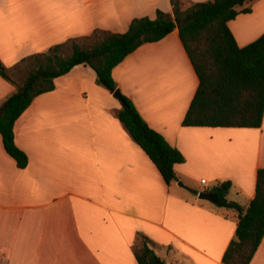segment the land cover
Returning a JSON list of instances; mask_svg holds the SVG:
<instances>
[{
	"label": "crops",
	"instance_id": "crops-1",
	"mask_svg": "<svg viewBox=\"0 0 264 264\" xmlns=\"http://www.w3.org/2000/svg\"><path fill=\"white\" fill-rule=\"evenodd\" d=\"M246 6L227 23L240 47L264 32V0L239 8ZM157 9L171 13L170 0H0V61L11 67L95 29L122 33ZM111 74L148 126L182 153L177 180L165 183L119 121L122 103L96 83L93 68L77 64L15 120L24 168L0 134V264H137L140 235L165 264H223L239 214L197 194L229 180L227 199L247 208L264 168V112L259 127L183 125L199 80L177 28L141 44ZM15 90L0 75V105ZM249 264H264V235Z\"/></svg>",
	"mask_w": 264,
	"mask_h": 264
},
{
	"label": "trees",
	"instance_id": "trees-1",
	"mask_svg": "<svg viewBox=\"0 0 264 264\" xmlns=\"http://www.w3.org/2000/svg\"><path fill=\"white\" fill-rule=\"evenodd\" d=\"M251 1L170 0L171 13L157 9L154 18L135 17L122 33L95 29L27 55L11 67L0 61V75L16 87L0 105L5 151L19 168L27 165L25 152L14 142L13 125L35 96L54 89L55 78L77 64L89 65L96 72V83L112 93L117 89L112 69L141 44L160 40L175 28L199 80L182 124L259 127L264 112V32L240 47L227 24L239 13L250 12V6L239 7ZM23 68L26 75L15 78V72ZM123 98L119 121L171 185L177 180L174 165L184 161L182 153L148 126L128 97ZM230 187L229 180H222L210 189L216 206L233 208L239 214L235 238L226 247L222 262L249 264L264 235V168L257 169L255 195L245 210L226 198ZM133 252L137 264H165L144 235L133 245Z\"/></svg>",
	"mask_w": 264,
	"mask_h": 264
},
{
	"label": "water",
	"instance_id": "water-1",
	"mask_svg": "<svg viewBox=\"0 0 264 264\" xmlns=\"http://www.w3.org/2000/svg\"><path fill=\"white\" fill-rule=\"evenodd\" d=\"M112 95H113V97L117 98L122 103V105L124 104V98H123V95H122V93L120 92L119 89H115L112 92ZM178 184L182 185L181 182H178ZM197 197L199 199L208 200V201H210L212 203L216 202L215 195L212 192H210V191H200V192H198Z\"/></svg>",
	"mask_w": 264,
	"mask_h": 264
},
{
	"label": "rangeland",
	"instance_id": "rangeland-1",
	"mask_svg": "<svg viewBox=\"0 0 264 264\" xmlns=\"http://www.w3.org/2000/svg\"><path fill=\"white\" fill-rule=\"evenodd\" d=\"M68 52H69V50H68ZM26 72H27V70L23 68V69H21V71H16L14 74V77L17 79L23 78L26 75ZM184 193H186L187 195H190V194H188V192L184 191Z\"/></svg>",
	"mask_w": 264,
	"mask_h": 264
},
{
	"label": "built area",
	"instance_id": "built-area-1",
	"mask_svg": "<svg viewBox=\"0 0 264 264\" xmlns=\"http://www.w3.org/2000/svg\"><path fill=\"white\" fill-rule=\"evenodd\" d=\"M200 183L205 185L207 183V181L204 178H202V179H200Z\"/></svg>",
	"mask_w": 264,
	"mask_h": 264
}]
</instances>
